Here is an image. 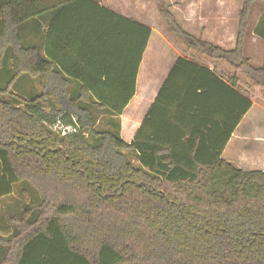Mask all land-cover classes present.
Wrapping results in <instances>:
<instances>
[{"label":"trees","instance_id":"obj_1","mask_svg":"<svg viewBox=\"0 0 264 264\" xmlns=\"http://www.w3.org/2000/svg\"><path fill=\"white\" fill-rule=\"evenodd\" d=\"M154 1L188 49L227 61L264 95V59L255 66L244 54L257 0L244 1L234 50L190 34L167 0ZM83 2L0 0V72L6 59L12 68L0 84V264H264V171L222 156L237 124L213 153L195 134L169 144L146 135L142 125L128 142L95 127L92 107L121 115L134 97L150 27L95 4L130 26L121 81H108L109 72L89 80L94 68L72 73L38 45L25 44L27 21ZM254 32L264 41V13ZM74 36L80 48L102 37L91 30ZM181 63L189 62L180 58L175 69ZM24 75L38 81L37 95L15 89ZM70 77L84 80L78 96ZM240 98L239 121L253 106ZM58 121L77 132L62 135ZM130 152L138 153V164Z\"/></svg>","mask_w":264,"mask_h":264},{"label":"crops","instance_id":"obj_2","mask_svg":"<svg viewBox=\"0 0 264 264\" xmlns=\"http://www.w3.org/2000/svg\"><path fill=\"white\" fill-rule=\"evenodd\" d=\"M93 1L84 0L81 6L69 5L63 12L47 11L27 21L23 34L26 45H38L42 55L55 61L58 68L66 67L72 73L94 68L89 80L109 72L108 81H121L117 70L126 58L130 26L95 4L152 29L138 68L134 97L121 115L92 107L97 129L117 132L128 142L135 138L142 125L146 135L167 143L179 142L181 138L187 142L195 134L196 142L213 153L237 124L223 158L244 170L264 171V127L256 117V107H262L256 100L257 93L261 94L258 87H252L247 77L227 61L188 49L170 33L153 0ZM167 1L173 5L171 0ZM244 1L181 0L182 6L174 5L172 10L190 34L225 50H234ZM258 2L262 3L261 10L254 14L253 6L244 42V54L255 66H261L264 59V41L254 32L264 13V0H257L255 4ZM89 30L100 32L103 38L95 44L77 47L74 34ZM180 58L189 63H181L175 69ZM102 77L106 80V75ZM70 78L75 84L73 94L78 96L84 80ZM240 94L253 102L241 121L239 115L244 104ZM256 147L259 148L255 150ZM130 153L135 154L134 162L138 164V153Z\"/></svg>","mask_w":264,"mask_h":264},{"label":"rangeland","instance_id":"obj_3","mask_svg":"<svg viewBox=\"0 0 264 264\" xmlns=\"http://www.w3.org/2000/svg\"><path fill=\"white\" fill-rule=\"evenodd\" d=\"M171 1L173 2V5L168 3V4H170L169 6L171 7V10L174 7V5H180V7L182 6L181 0H171ZM167 2H169V1H167ZM154 3H155V1H154ZM261 6H262L261 2L260 3L258 2L257 4H255L254 14H257V12L261 8ZM172 12H173V10H172ZM253 21L255 22V19L252 18L250 21L251 25H253ZM11 76H12L11 64H10L9 60L6 59L4 66H3V69L0 72V84L3 86L6 85V83L8 82V80L10 79ZM15 89L18 90L19 92H21L22 94H25L28 97H33L39 93V84L35 78L30 77L29 75H24L23 77H21V79L15 85ZM260 92H261V90H260ZM257 95H258V97H256V100L258 103H260L259 106L261 105L262 107L261 108L258 106L256 107V110H257L256 111V117H257V120L260 123V125L262 127H264V95L262 92H261V94L257 93ZM258 148L259 147H256L255 150H257ZM129 156L133 161H135V154H129Z\"/></svg>","mask_w":264,"mask_h":264},{"label":"built area","instance_id":"obj_4","mask_svg":"<svg viewBox=\"0 0 264 264\" xmlns=\"http://www.w3.org/2000/svg\"><path fill=\"white\" fill-rule=\"evenodd\" d=\"M74 122H76L75 118H74ZM54 128L58 130L62 135L77 132V128L75 126L65 125L61 121H58L54 126Z\"/></svg>","mask_w":264,"mask_h":264}]
</instances>
